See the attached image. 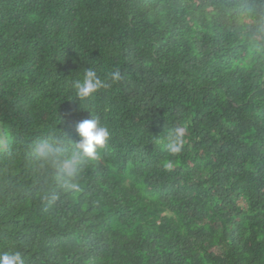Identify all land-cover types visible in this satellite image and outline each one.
<instances>
[{"label":"trees","instance_id":"obj_1","mask_svg":"<svg viewBox=\"0 0 264 264\" xmlns=\"http://www.w3.org/2000/svg\"><path fill=\"white\" fill-rule=\"evenodd\" d=\"M89 68L120 78L79 100ZM92 117L108 142L50 204L40 147L78 151ZM0 131V253L264 264V0H0Z\"/></svg>","mask_w":264,"mask_h":264},{"label":"clouds","instance_id":"obj_2","mask_svg":"<svg viewBox=\"0 0 264 264\" xmlns=\"http://www.w3.org/2000/svg\"><path fill=\"white\" fill-rule=\"evenodd\" d=\"M120 74L114 71L109 78L102 79L95 70L86 69L82 77L73 82L75 96L79 100L90 97L97 90L109 87L108 80L116 82ZM184 129L173 128L164 137L165 149L172 154L179 153L184 143ZM79 139L74 142L75 152H57L51 145H42L39 152L38 168L41 175L45 172H56L57 189L46 190L43 199L50 204H55L61 193H76L80 191L79 170L77 168L83 161H95L98 158V150L103 149L109 139L108 129L102 126L98 119L92 117L79 122L76 126ZM171 162L165 164L170 167ZM0 264H24L19 251H5L0 253Z\"/></svg>","mask_w":264,"mask_h":264},{"label":"rangeland","instance_id":"obj_3","mask_svg":"<svg viewBox=\"0 0 264 264\" xmlns=\"http://www.w3.org/2000/svg\"><path fill=\"white\" fill-rule=\"evenodd\" d=\"M2 139L1 131H0V140Z\"/></svg>","mask_w":264,"mask_h":264}]
</instances>
